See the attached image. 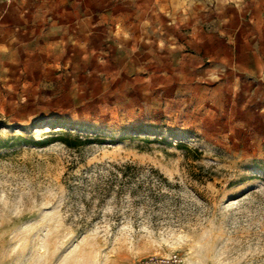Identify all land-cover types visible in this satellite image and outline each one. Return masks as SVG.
I'll return each mask as SVG.
<instances>
[{
	"label": "rangeland",
	"instance_id": "obj_1",
	"mask_svg": "<svg viewBox=\"0 0 264 264\" xmlns=\"http://www.w3.org/2000/svg\"><path fill=\"white\" fill-rule=\"evenodd\" d=\"M250 17L248 0H0V264H264Z\"/></svg>",
	"mask_w": 264,
	"mask_h": 264
},
{
	"label": "crops",
	"instance_id": "obj_2",
	"mask_svg": "<svg viewBox=\"0 0 264 264\" xmlns=\"http://www.w3.org/2000/svg\"><path fill=\"white\" fill-rule=\"evenodd\" d=\"M251 12L250 23L256 26L250 50L255 57L264 56V0H248ZM236 3V2H234ZM254 42V46H252Z\"/></svg>",
	"mask_w": 264,
	"mask_h": 264
},
{
	"label": "built area",
	"instance_id": "obj_3",
	"mask_svg": "<svg viewBox=\"0 0 264 264\" xmlns=\"http://www.w3.org/2000/svg\"><path fill=\"white\" fill-rule=\"evenodd\" d=\"M7 5L16 0H4ZM183 260L177 252L165 256L148 255L135 260L134 264H182Z\"/></svg>",
	"mask_w": 264,
	"mask_h": 264
},
{
	"label": "trees",
	"instance_id": "obj_4",
	"mask_svg": "<svg viewBox=\"0 0 264 264\" xmlns=\"http://www.w3.org/2000/svg\"><path fill=\"white\" fill-rule=\"evenodd\" d=\"M126 167H129V166H126Z\"/></svg>",
	"mask_w": 264,
	"mask_h": 264
}]
</instances>
